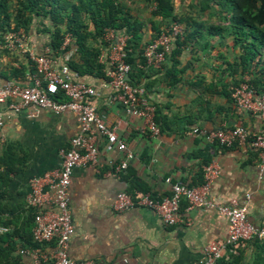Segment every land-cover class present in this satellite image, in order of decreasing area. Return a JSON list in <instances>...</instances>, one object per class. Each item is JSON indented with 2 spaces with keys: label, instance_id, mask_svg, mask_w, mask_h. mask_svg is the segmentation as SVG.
Masks as SVG:
<instances>
[{
  "label": "crops",
  "instance_id": "1",
  "mask_svg": "<svg viewBox=\"0 0 264 264\" xmlns=\"http://www.w3.org/2000/svg\"><path fill=\"white\" fill-rule=\"evenodd\" d=\"M49 26L46 20L34 19L26 30L19 28L24 34L21 46L36 55L48 56L56 65L78 61L70 35L64 36L60 48H52ZM104 42L93 46L101 47L97 58L105 65V77L80 74L70 68L72 78L96 88L93 102L106 123L132 149L134 157L124 170L112 173L122 153L108 147L99 136L96 162L73 168L68 188L73 224L68 256L76 263L94 264L199 261L208 243L222 240L227 234L228 221L218 211L189 207L182 198L180 221L167 225L155 211L139 204L116 211L113 200L122 191L136 201L144 192L157 198L169 195L174 182L199 184L206 159L219 165L210 185L211 197L223 204L231 200L245 204L249 221L263 227L264 173L259 171L258 150L249 143L222 146L208 143L203 137V131L210 129L238 127L253 134L261 126L257 114L235 111L231 97L226 95L236 78L228 63L233 57L232 49L216 38L197 33L173 58L167 55L158 65L148 64L141 85L157 111L159 134L153 136L142 131L140 118L126 114L118 102L111 100L113 90L106 82L108 44ZM208 43H213V48ZM173 49L172 41L167 52ZM172 68L177 71L168 74ZM34 72L27 52L8 48L4 37L0 45V85L10 80L26 84ZM9 103L0 102V217L20 221L30 207L26 200L32 181L41 180L45 174L52 178L61 164L60 151L70 146L79 123L69 109L54 112L29 105L16 111ZM40 188L48 196L53 192L49 180H41ZM38 246L47 255L54 249L53 242ZM22 264H34L32 257L22 253ZM215 264H264V236L226 247Z\"/></svg>",
  "mask_w": 264,
  "mask_h": 264
},
{
  "label": "built area",
  "instance_id": "2",
  "mask_svg": "<svg viewBox=\"0 0 264 264\" xmlns=\"http://www.w3.org/2000/svg\"><path fill=\"white\" fill-rule=\"evenodd\" d=\"M182 27L173 23L169 33L162 32L151 40L144 48V56L148 64L158 65L169 49L173 37L180 35ZM104 40L108 44L107 85L112 88L111 100L118 102L124 112L141 119V129L153 136L159 134V128L154 120L155 107L146 97L143 85L130 83L129 64L125 61L126 35L105 29ZM8 48H19L27 52L33 62L35 72L29 76L26 84L6 81L0 85V102H10V107L18 111L29 105L61 112L69 109L75 113L79 123V131L72 138L70 146L60 151L61 164L50 178L45 174L41 180L52 182L53 192L50 196L40 188L41 180L32 181L31 193L27 196V204L39 209L34 216L31 230L32 239L38 243L53 242L54 249L50 254L36 246L22 253L29 254L34 264H94L91 261L74 262L67 253L68 242L73 233V224L68 205V188L71 183L73 168L79 165L94 163L98 156L97 139L99 136L106 140L108 147H115L122 157L112 167V173L124 170L133 159L132 149L120 138L115 129L110 127L93 102L97 90L93 86L72 78L71 69L67 64L56 65L48 56L36 55L32 50L21 46L24 39L22 31H10L5 36ZM22 47V48H21ZM231 97L235 111L251 112L261 119L260 129L249 134L242 128H217L203 131L204 140L222 146H232L235 143L249 145L258 150L260 174L264 173V98L255 95L247 82L234 87ZM33 114L31 113V116ZM3 122L0 119V127ZM219 165L216 161L203 165V181L191 185L187 182L170 184V194L160 198L144 192L135 201L124 191L119 192L113 200V209L122 211L136 204L155 211L167 225L180 221L179 204L184 198L189 207L202 206L214 209L228 221L227 234L222 240L212 241L204 247L202 258L193 264H215L223 256L226 247L241 240L255 236H264V226L257 227L247 217L246 205L238 204L235 200L223 204L214 200L210 195V185L217 176ZM168 180V179H167ZM45 205V209H40ZM7 226L0 225V234L7 232Z\"/></svg>",
  "mask_w": 264,
  "mask_h": 264
},
{
  "label": "trees",
  "instance_id": "3",
  "mask_svg": "<svg viewBox=\"0 0 264 264\" xmlns=\"http://www.w3.org/2000/svg\"><path fill=\"white\" fill-rule=\"evenodd\" d=\"M137 1L0 0V45L8 32L26 30L34 19L46 20L50 22L53 49L61 47L66 34L73 39L79 59L67 61L72 70L105 77V65L97 58L101 47L93 45L106 44L102 35L105 29H113L127 37L124 49L130 83L140 85L148 68L145 46L162 32L169 33L173 23H179L182 32L173 37L175 49L165 56L173 58L197 33L216 38L233 51L228 63L236 78L226 95L231 97L234 87L246 81L255 95L264 98V0H187L185 11H177L174 0H140L137 8L145 9L146 17L131 13V4ZM173 71L177 69L167 73ZM156 114L155 109V122ZM208 162L210 159L204 164ZM27 208V216L20 221L0 217V224L10 228L0 234V264H22L21 251L40 244L31 234L36 212Z\"/></svg>",
  "mask_w": 264,
  "mask_h": 264
},
{
  "label": "rangeland",
  "instance_id": "4",
  "mask_svg": "<svg viewBox=\"0 0 264 264\" xmlns=\"http://www.w3.org/2000/svg\"><path fill=\"white\" fill-rule=\"evenodd\" d=\"M140 3V0L137 1V4L136 3H132V7L131 8V13L133 15H138V16H144L146 17L147 16V13H146V10L145 9H141V8H137L138 4ZM174 4H175V7H176V10L179 11V10H182V11H185L187 10V0H174ZM137 8V9H136Z\"/></svg>",
  "mask_w": 264,
  "mask_h": 264
}]
</instances>
